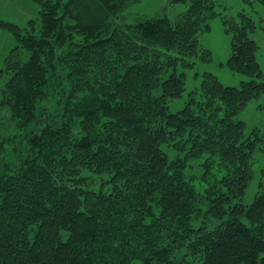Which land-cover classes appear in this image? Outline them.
I'll use <instances>...</instances> for the list:
<instances>
[{
    "label": "trees",
    "instance_id": "trees-1",
    "mask_svg": "<svg viewBox=\"0 0 264 264\" xmlns=\"http://www.w3.org/2000/svg\"><path fill=\"white\" fill-rule=\"evenodd\" d=\"M33 1L38 22L0 20L16 41L0 71V264H264V183L242 201L264 137L236 118L264 93L253 20L222 17L225 65L250 78L204 72L171 112L212 0L179 23L123 19L139 0ZM199 212L219 222L194 226Z\"/></svg>",
    "mask_w": 264,
    "mask_h": 264
},
{
    "label": "rangeland",
    "instance_id": "rangeland-1",
    "mask_svg": "<svg viewBox=\"0 0 264 264\" xmlns=\"http://www.w3.org/2000/svg\"><path fill=\"white\" fill-rule=\"evenodd\" d=\"M215 11L219 14H212L208 17L207 23L209 29L198 33L199 55L191 58L192 64L185 67H178L177 71L184 73V90L180 97L168 102L169 111L180 110L188 99L191 91L198 92L202 80V74L208 72L213 74L221 83L228 86H239L242 80H248L250 77L230 71L225 62L230 53V33L225 31L222 17L238 19V13L244 12L255 23V29L249 32V37L257 43L256 57L263 73L264 78V0H212ZM189 4L188 0H139L133 2L122 11L123 19L131 22L134 17L164 16L173 22H180V15L186 10ZM0 20L14 23L20 27L28 25L29 20H39V6L33 0H0ZM35 22V23H36ZM16 41L12 33L0 27V71L5 65V58L15 46ZM204 50L209 51V59L204 60ZM23 59L27 58L26 52L22 54ZM7 76L0 72V98L2 88ZM9 110L0 105V125L7 122ZM237 119L245 123V133L252 130L258 131L259 135L264 137V93L257 98L250 100L245 108L241 110ZM6 132H12L14 126L3 128ZM10 159L12 154H6ZM201 161L194 162V166L189 173L200 174L201 167L198 166ZM264 167V151L256 150L254 153L253 176L245 190L243 203L250 204L256 196L261 181L264 183L262 168ZM199 168V169H198ZM219 177L220 173H216ZM194 181L196 186H204L203 183ZM193 225L197 226L206 222L212 226L219 221L208 220L206 216L199 212L192 220Z\"/></svg>",
    "mask_w": 264,
    "mask_h": 264
}]
</instances>
